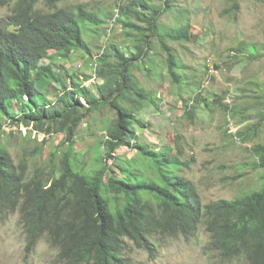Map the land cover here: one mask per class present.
<instances>
[{
    "label": "trees",
    "instance_id": "obj_1",
    "mask_svg": "<svg viewBox=\"0 0 264 264\" xmlns=\"http://www.w3.org/2000/svg\"><path fill=\"white\" fill-rule=\"evenodd\" d=\"M12 1L11 15L0 20V216L20 212L26 250L33 251L47 236L65 264H133L131 244L153 256L151 240L156 234L189 237L206 221L212 250L225 258L245 256L250 264H264V186L232 200L203 205L196 186L176 173L171 148L152 149L138 141L135 126H145L137 113L157 102L139 85L132 70L139 61L157 69L151 60L158 37L167 54L169 76L183 85L178 56L165 39L190 41L186 15L175 19V27L165 28L161 19L173 9L169 0L159 7L147 0H126L119 8L126 15L121 23L136 39L135 50L115 46L97 59V94L75 73L43 61L51 50H84L85 30L103 25L107 15L83 4L72 10L56 8L60 0H54L49 12L36 9L39 0H0V6ZM261 46L253 47L251 60L263 56ZM90 79L85 76V82ZM55 89L61 93H51ZM194 103L186 111L192 119L196 117ZM106 107L115 112L116 119L101 138L105 157L98 171L82 173L74 166L77 159L68 157L58 177H28L26 165L17 166L3 142L8 120L11 125L64 133L73 144L84 119ZM263 123L264 115L254 127L255 134ZM238 135L245 140L243 134ZM122 147L137 149L149 164L148 172L111 166ZM251 153L254 169L264 170V144L254 145Z\"/></svg>",
    "mask_w": 264,
    "mask_h": 264
},
{
    "label": "rangeland",
    "instance_id": "obj_2",
    "mask_svg": "<svg viewBox=\"0 0 264 264\" xmlns=\"http://www.w3.org/2000/svg\"><path fill=\"white\" fill-rule=\"evenodd\" d=\"M147 1L156 7L164 5V0ZM125 2L60 0L56 8L72 10L83 4L90 11L107 15V21L85 30L84 50L76 53L51 50L43 64L52 62L58 70H70L84 86L98 94L97 59L106 51L112 52L115 46L135 50L136 39L128 35L121 23L126 15L120 14L119 8ZM169 2L173 9L162 17V26L175 27V19L183 15L191 24L189 42L165 39L178 56L184 83L177 85L169 76L167 54L161 39L156 37V54L151 61L157 69L151 70L152 65L149 68L137 61L132 70L139 85L157 102V105L146 104L137 113L145 126H135L138 141L152 149L171 148L173 162L178 167L176 173L196 186L203 205L259 190L264 186V170L254 169L251 149L264 144V123L257 134L254 132L264 115V53L256 61L249 56L255 45H262L264 52V0ZM53 3L54 0H39L36 9L49 12ZM14 4L12 1L0 6V20L11 15ZM85 76L91 79L85 82ZM54 92L61 93L57 89L51 93ZM193 102L196 117L192 119L186 111ZM115 119L116 114L109 107L90 113L78 127L73 144L66 141L64 133L39 131L34 125H11L6 120L3 142L14 163L26 165L28 177H58L68 157L71 161L77 159L74 166L80 172L92 173L102 166L105 150L101 138ZM114 156L110 162L113 167L121 164L142 173L149 170L148 162L133 147H122ZM151 242L155 248L153 256L131 244L133 264H250L245 256L229 259L212 250L206 221L189 237L156 234ZM0 264L65 263L47 236L33 251L26 250L20 212L16 211L0 216Z\"/></svg>",
    "mask_w": 264,
    "mask_h": 264
}]
</instances>
